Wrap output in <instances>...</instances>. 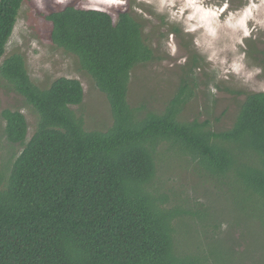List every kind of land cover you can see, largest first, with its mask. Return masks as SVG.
<instances>
[{"label":"trees","instance_id":"1","mask_svg":"<svg viewBox=\"0 0 264 264\" xmlns=\"http://www.w3.org/2000/svg\"><path fill=\"white\" fill-rule=\"evenodd\" d=\"M25 1L0 0V58ZM115 16L72 6L46 16L51 42L76 56L105 96L106 131H86L71 109L83 101L78 80L62 77L41 89L21 55L0 66V77L37 115L27 140L22 113L0 114L2 136L22 149L8 170L0 152V264H244L231 246L191 228L193 220L218 232L220 207H186L154 181L157 162L175 151L214 197L229 202L231 227L264 233V93H248L232 126L218 132L206 120H180L194 80L181 81L161 113L132 107L131 72L154 55L142 24L128 10Z\"/></svg>","mask_w":264,"mask_h":264},{"label":"rangeland","instance_id":"2","mask_svg":"<svg viewBox=\"0 0 264 264\" xmlns=\"http://www.w3.org/2000/svg\"><path fill=\"white\" fill-rule=\"evenodd\" d=\"M67 6L105 11L113 20L117 12L128 10L142 24L143 38L154 58L131 72L128 102L132 107L144 106L147 112L161 113L181 81L194 80L197 87L184 106L180 120H206L211 130L218 132L232 126L248 93H264V0L25 1L17 14L5 54L0 58V66L5 58L21 55L31 82L41 89L62 77L78 80L83 101L71 109L82 119L86 131H106L112 119L105 96L82 70L77 57L50 40L51 24L46 16ZM174 29L178 30L177 34ZM194 56L196 63L192 61ZM4 110L19 111L25 116L29 140L37 115L0 77V114ZM0 125H4L1 118ZM0 146L2 168L8 170L22 149L10 145L2 131ZM166 152L157 162L155 189L171 201H183L186 207L195 210L201 205L211 206L213 210L220 207L225 219L218 232L193 220L192 230L203 232L209 239L207 242L221 240L231 246L236 257L243 255L244 264H264V233L256 228L231 227L229 202L219 193L213 196L204 177L190 168L189 159L190 165L186 166L183 156L175 151ZM231 238L233 241H228Z\"/></svg>","mask_w":264,"mask_h":264}]
</instances>
